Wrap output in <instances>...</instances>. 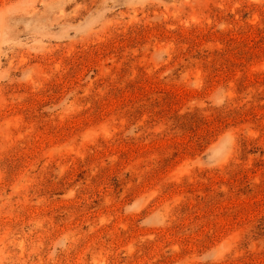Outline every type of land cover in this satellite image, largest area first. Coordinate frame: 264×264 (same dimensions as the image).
Returning <instances> with one entry per match:
<instances>
[{
	"label": "rangeland",
	"instance_id": "obj_1",
	"mask_svg": "<svg viewBox=\"0 0 264 264\" xmlns=\"http://www.w3.org/2000/svg\"><path fill=\"white\" fill-rule=\"evenodd\" d=\"M0 264H264V0H0Z\"/></svg>",
	"mask_w": 264,
	"mask_h": 264
}]
</instances>
